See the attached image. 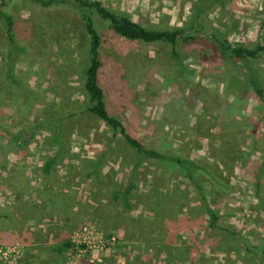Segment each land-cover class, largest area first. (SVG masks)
Here are the masks:
<instances>
[{"label":"rangeland","instance_id":"rangeland-1","mask_svg":"<svg viewBox=\"0 0 264 264\" xmlns=\"http://www.w3.org/2000/svg\"><path fill=\"white\" fill-rule=\"evenodd\" d=\"M99 1L164 28L188 27L197 0ZM210 2L198 35L264 44V0ZM1 10L14 43L0 21V264H264V106L252 81L264 86V55L205 63L209 48L180 46L175 64L169 46L124 40L94 18L109 113L147 149L193 160L227 186L196 173L198 190L178 166L139 162L86 112L88 40L74 4L9 0ZM240 244L248 258L235 259Z\"/></svg>","mask_w":264,"mask_h":264},{"label":"trees","instance_id":"trees-1","mask_svg":"<svg viewBox=\"0 0 264 264\" xmlns=\"http://www.w3.org/2000/svg\"><path fill=\"white\" fill-rule=\"evenodd\" d=\"M8 1L9 0H0V21L6 27V35L9 41L14 43V20L11 15L1 10ZM31 1L42 7H54L57 5L72 3L80 13V18L88 40V64L84 72V88L89 98V106L86 109V112L103 121L111 128L115 135H119L122 140L136 152L139 162H141L142 159H151L160 162L163 168H167L166 166L168 163L178 166L183 177L197 189L199 186L196 185L195 182V177L197 176L196 173H203L211 182L218 184L222 189H227L225 183L219 181L213 173H206L202 166L197 162L179 156H166L156 150L147 149L140 140L128 133L125 126L116 117L109 113L105 100V92L99 82V73L103 67L101 51L104 41L102 40V35L94 18H98L100 21L107 24L108 29L117 35V37L124 40L134 41L141 46H169L171 49L170 55L175 61V64L179 63V53L177 49L180 46L189 47L193 45H203L209 48L210 57L202 56V60L205 63H212L216 60H234L236 62L251 63L252 61L260 59V57L264 55V44H257L253 48H247L241 45L233 46L228 40L217 35L212 34L208 40L198 35L199 27L197 18L212 6L210 0H197L192 4L193 11L191 12L190 25L188 27L164 28L156 26L147 28L142 24L135 22L127 13L112 10L99 0ZM252 81L256 99L264 106V86L260 83L261 79L260 77H254ZM29 95L30 90L28 95L24 98L27 99ZM257 173V186L259 187L262 173ZM132 188L133 184H130L127 192H131ZM127 203L128 202H126V204ZM208 212L211 215L210 226L214 227L218 217L209 209ZM66 248H68L67 245ZM58 252L60 254L63 253V251Z\"/></svg>","mask_w":264,"mask_h":264},{"label":"crops","instance_id":"crops-1","mask_svg":"<svg viewBox=\"0 0 264 264\" xmlns=\"http://www.w3.org/2000/svg\"><path fill=\"white\" fill-rule=\"evenodd\" d=\"M235 251L238 252V253H234L235 259H237L238 257H241V256H246L248 258V252H247V246L246 245L245 246H243L241 244L240 245H236L235 246ZM241 254H243V255H241ZM259 254L260 253H257L256 255H259ZM249 255H251V254H249ZM256 255H254V256H256ZM250 257H252V255Z\"/></svg>","mask_w":264,"mask_h":264}]
</instances>
